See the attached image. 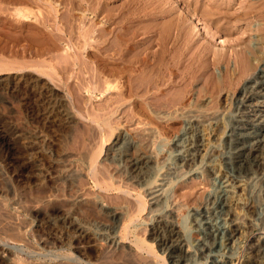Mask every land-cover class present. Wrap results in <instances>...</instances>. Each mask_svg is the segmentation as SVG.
Listing matches in <instances>:
<instances>
[{"label":"rangeland","instance_id":"rangeland-1","mask_svg":"<svg viewBox=\"0 0 264 264\" xmlns=\"http://www.w3.org/2000/svg\"><path fill=\"white\" fill-rule=\"evenodd\" d=\"M21 2L30 19L15 15ZM253 3L0 0V264H171L159 218L175 209L193 246L194 211L221 201L216 255L264 264L252 252L264 235L258 190L221 160L239 91L264 66V17L244 19ZM106 77L120 89L102 94ZM197 138L200 158L183 167ZM138 156L153 158L141 175ZM230 217L239 234L226 249Z\"/></svg>","mask_w":264,"mask_h":264},{"label":"bare ground","instance_id":"bare-ground-1","mask_svg":"<svg viewBox=\"0 0 264 264\" xmlns=\"http://www.w3.org/2000/svg\"><path fill=\"white\" fill-rule=\"evenodd\" d=\"M253 4L255 6L251 8V12L244 13V19H247L252 16L255 17L256 15L264 17V0H254ZM183 11H184V14L187 15L185 17L186 18L189 17L188 19H194V17L197 15L195 14L194 10H190L188 8H182V12ZM14 12H15V15L21 19H30L32 16H34L33 10H31L27 6V4L23 5V2L20 3L19 7H16ZM207 15H209V13ZM258 31L262 33V40H263L262 42H264V28H260L258 29ZM186 35L187 36L185 37V42L187 43V41L191 39V38L189 39L191 35L188 32ZM66 46L68 45L66 44ZM69 46L67 47V49L69 48ZM241 67L244 70L242 76H244L247 71H250L253 68L250 60L247 57H243V60H241ZM105 73L107 72H104L103 74L104 77L106 76ZM107 78L108 77H106V79L104 80V83H103L104 87L102 86L103 93L100 91L102 94L112 91V90L120 89L119 87L120 83L118 80L114 79L115 77L114 78L112 77L113 79L111 78L107 79ZM135 82H138V81H135ZM137 84L135 85L137 86ZM131 85L130 87L133 89L135 85L133 84ZM124 88L126 90L128 89V86ZM138 89H139V84H138ZM125 92L126 91H124L123 89L120 93L126 96ZM238 96L240 97L241 108L239 112L237 110L238 113H237L236 118L234 119V125L228 131V134L225 137L226 138V149L221 155L222 156L221 160L224 166L226 167L227 171L228 170L230 171V173L232 174L231 176L234 177V179L242 180V181L246 179L245 182H248V183L251 182L252 187L256 191L258 190L257 192H258L259 198L261 199L260 201L261 203L255 204V206H252V209H253V214L254 213L257 214L258 213L257 211H259L260 214L259 213L258 214L263 217V219L261 220L264 221V66L256 72V75L254 78H250L246 82V85L240 89ZM161 100L159 102L160 105H162V103L164 102V101L162 102ZM171 100H168V101L170 102ZM174 101L172 100L171 102H174ZM196 119L192 121V125L196 126V128L204 124V121H201L199 119L196 120ZM200 140L197 138L194 146L192 145V149L190 150V153H189L190 155L180 160L182 164L181 163L179 164L183 165V167H191L197 164L196 161H198L200 158V155H199ZM172 146L174 148L173 149L174 151H179L177 149H180L181 147L179 143H175V142L172 144ZM182 157H184V155H182ZM129 163H130L131 170H132L131 172H134L137 175H141L143 169H146V168L150 169V167L153 166V158L147 157V156H138V157H134L131 160H129ZM159 187L157 189H159ZM157 189L151 192L149 195L153 197V198L151 197L152 198V200L150 199L151 201L156 200L151 203L153 206L157 205L158 202L161 201V199H159L161 198V194L159 193L160 191H162L161 190L162 188L160 190H157ZM222 206H223V202L221 201V203L216 202L215 206L211 208H209V205H208L202 208L201 210L196 209V211H194L193 226L195 227V230H196L195 233L197 234V239H196L197 243L195 242L196 245H194L195 244L194 243L193 246L191 242H189L191 243V245L188 244V242H186V239H185V236L183 235V231L181 230V227L178 226V223L175 221L176 220L175 219V213H176L175 209H171V210L169 209V211L167 212L165 216H162L159 218L158 224L156 227V230H157L156 238L157 239L155 240L159 242V247L161 251L163 252V254L165 253L168 254V256L170 257L171 264H185L188 259L189 260L191 259V257L197 258L199 260L198 261L199 264H233V261L231 262L229 257L227 256L221 257L220 255L219 256L216 255V253L218 252L220 248L218 241L220 239L221 233H224V232H221L219 228L220 226H218L217 223L215 222V218H218V217L221 218L223 215L229 216V214H227L226 212L223 213L224 209L221 211L219 210L220 212L217 211V209L218 208L221 209ZM260 216L258 217L262 218ZM229 221H230L229 224L231 228V234L228 236V238H225V245H226L225 248L226 249L231 248V246L234 244V242L237 239V235L239 234L238 224L235 222L234 218L232 219V217H230ZM80 230L81 229L79 228V231ZM110 239L113 243L115 241L117 242L118 240V239L116 240L115 234ZM252 252H254L256 255L263 256L264 258V235L258 237L256 244L253 247ZM4 261H5V264H9L10 262L9 259H4Z\"/></svg>","mask_w":264,"mask_h":264}]
</instances>
